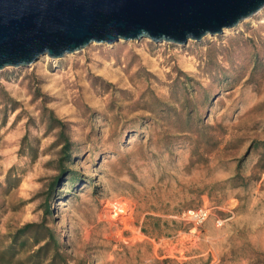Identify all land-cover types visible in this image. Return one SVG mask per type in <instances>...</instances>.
<instances>
[{
	"label": "rangeland",
	"instance_id": "rangeland-1",
	"mask_svg": "<svg viewBox=\"0 0 264 264\" xmlns=\"http://www.w3.org/2000/svg\"><path fill=\"white\" fill-rule=\"evenodd\" d=\"M239 28L0 71V248L42 221L62 147L53 115L73 146L46 222L70 264L263 257L264 11ZM199 207L209 217L194 231L179 215Z\"/></svg>",
	"mask_w": 264,
	"mask_h": 264
},
{
	"label": "water",
	"instance_id": "water-1",
	"mask_svg": "<svg viewBox=\"0 0 264 264\" xmlns=\"http://www.w3.org/2000/svg\"><path fill=\"white\" fill-rule=\"evenodd\" d=\"M264 0H0V71L62 59L91 44L148 39L180 47L222 36Z\"/></svg>",
	"mask_w": 264,
	"mask_h": 264
},
{
	"label": "trees",
	"instance_id": "trees-1",
	"mask_svg": "<svg viewBox=\"0 0 264 264\" xmlns=\"http://www.w3.org/2000/svg\"><path fill=\"white\" fill-rule=\"evenodd\" d=\"M49 129L58 128V139L62 143L58 159V176L50 183L43 203V218L39 223H27L7 238L8 244L0 248V264H70L62 254L58 235L46 222L52 215V205L58 200V190L63 176L68 172L66 164L71 161L72 143L65 135V124L53 115L49 117ZM27 139L24 138V142ZM239 174L232 182L240 180ZM9 176L7 177V182ZM253 264H264V256Z\"/></svg>",
	"mask_w": 264,
	"mask_h": 264
},
{
	"label": "built area",
	"instance_id": "built-area-1",
	"mask_svg": "<svg viewBox=\"0 0 264 264\" xmlns=\"http://www.w3.org/2000/svg\"><path fill=\"white\" fill-rule=\"evenodd\" d=\"M120 211L123 212L122 209H120ZM208 217L209 211L205 207L186 209L179 215V219L185 223L192 225L194 231L202 226L206 222ZM217 224L220 226L223 223L221 221H218Z\"/></svg>",
	"mask_w": 264,
	"mask_h": 264
},
{
	"label": "bare ground",
	"instance_id": "bare-ground-1",
	"mask_svg": "<svg viewBox=\"0 0 264 264\" xmlns=\"http://www.w3.org/2000/svg\"><path fill=\"white\" fill-rule=\"evenodd\" d=\"M262 11H264V8L260 11V12H258V14H260ZM257 14V15H258ZM242 24H240L238 27H236V28H234V29H228V30H225L224 31V33L222 34V36L221 37H225V36H227V35H229V34H231V33H235V32H237L240 28V26H241ZM208 37H211V36H207V38ZM49 60V58L47 57V56H44V57H42L41 59H40V61H48Z\"/></svg>",
	"mask_w": 264,
	"mask_h": 264
}]
</instances>
